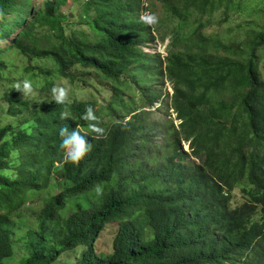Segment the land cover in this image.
<instances>
[{"label":"trees","instance_id":"1","mask_svg":"<svg viewBox=\"0 0 264 264\" xmlns=\"http://www.w3.org/2000/svg\"><path fill=\"white\" fill-rule=\"evenodd\" d=\"M69 1L42 0L21 23L12 16L30 0H0V42L21 23L0 48V79L8 68L1 54L9 50L52 61L59 77L72 81L73 68L91 70L99 84L110 85L112 118L98 125L105 134L96 138L88 127L103 112L95 94L32 110L11 93L16 106L9 115L24 120L0 128V264L13 255V219L24 200L57 187L27 231L22 264H52L78 246L87 247L79 264H264V24L244 41H225L206 29L220 23L218 11L225 14L222 22L230 19L234 0H72L82 2L92 38L84 30L68 33L60 11ZM156 4L169 17L164 31L161 19L152 26L140 22ZM155 33L161 41L170 36L164 60L144 51ZM143 77L172 85L168 100L180 120L178 126L168 121L149 139L155 127L145 131L144 110L162 93H153ZM139 93L152 100L143 97L146 103L138 106ZM88 106L97 121L81 119ZM64 127L78 129L91 144L78 163L63 160ZM156 136L161 146H153ZM17 154L18 178L10 180L1 172ZM239 186L248 201L229 208L230 193ZM76 198L85 204L64 215ZM111 224L118 225L113 251L97 254L94 243Z\"/></svg>","mask_w":264,"mask_h":264},{"label":"rangeland","instance_id":"2","mask_svg":"<svg viewBox=\"0 0 264 264\" xmlns=\"http://www.w3.org/2000/svg\"><path fill=\"white\" fill-rule=\"evenodd\" d=\"M234 8L230 11V19L222 22L225 14L218 11L215 18L220 21V23H213L210 27L206 29L207 33L212 35H219L225 41L238 40L244 41L251 29H260V26L264 24V0H234ZM23 3V1H22ZM42 0H30L25 7H19V10L15 12L12 18L18 22H21L28 18L30 14L29 10H38ZM153 14L158 19L162 20L161 28L162 30L167 29L169 23V17L166 10L156 4L153 7ZM61 14H65L67 20L64 22L68 33L72 30H84L92 38L93 34L86 27L83 22V5L82 2L73 3L70 0L67 4L63 5L60 11ZM83 22V26L79 23ZM20 23V25H21ZM19 25V26H20ZM15 32H11L9 38L5 40V43L0 45V48H5L12 40L20 28ZM16 27V28H17ZM12 28V27H11ZM10 28V30H11ZM156 39L149 44L150 52L152 54L156 52V48L160 49L162 55L164 56L166 52L169 51V41L170 36L166 37L164 41H161L160 35L155 33ZM1 59L5 61L6 67L4 70L2 78L0 79V128L8 125L14 124L18 126L20 122L24 120L23 116L12 117L9 115L10 108L16 106L10 100L11 93L13 91L17 92L16 99L24 100L32 106V110L36 107H43L45 102H54L52 96L53 87H62L67 90V99L65 102H72L73 100H83L87 101L92 98V94H95L98 99V106L102 107V115L98 125L104 124L111 120L112 114L108 109V105L111 102L112 91L110 85L104 83L103 85L98 83L99 75L96 72L83 73L82 70H77L73 68L71 72L77 76V78L72 81L69 79L61 78L58 74V68L52 61L45 60H31L28 57H23L19 55L14 50L5 51L1 54ZM259 70L261 78L264 82V49L260 50V61ZM90 78V81H87ZM147 80V84L150 86L149 89L153 93H162L159 100L155 101L154 106L145 108V118L144 123L146 125L145 131L148 132L151 127H155V131L148 133L146 139H149L152 134L159 135L160 132L169 127L168 121L174 120L175 126L180 124V120L176 119L177 114L175 110L171 108L168 96H173L174 90H172V85L167 80H161L158 77H143ZM28 80L31 82L32 90L25 93L23 90V82ZM84 80L87 81L85 88H83ZM19 84L20 88L17 89L16 85ZM129 91L130 87L127 88ZM101 90V92L97 91ZM143 91V89H140ZM134 93L131 91V94ZM152 100L146 97L145 93H139V101H137L138 106H142L146 101H141V98ZM145 107V106H144ZM130 119V118H128ZM29 127V124L26 125ZM105 128V126H104ZM156 139V140H155ZM153 139L155 142L153 146H161L162 140L159 136ZM184 150L190 151L188 144H184ZM19 158V154L11 159L10 166L8 170L2 171L1 174L5 178L10 180H15L18 178V167L19 163L16 160ZM7 173V175L5 174ZM52 177V176H51ZM54 183V178L49 182V185ZM59 191V188H54L52 191H41L32 194L29 198L21 202L22 208L19 210V216H16L13 220L15 223L14 233L12 235V257L4 260L2 264H22L23 260L28 256L27 251V231L29 229H34L36 226V220L39 215L40 209L49 201V198L55 195ZM242 191L241 186L236 187L230 193L229 208H235L243 205L248 201L247 195ZM87 202V201H86ZM85 204V200L82 198H76L75 201L68 202L63 214L68 215L73 212L78 206ZM117 224H111L103 231L98 240L95 241V252L97 254H110L113 251V241L117 232ZM87 250L85 246H78L72 250L62 253L59 258L52 264H79V259L82 254Z\"/></svg>","mask_w":264,"mask_h":264},{"label":"clouds","instance_id":"3","mask_svg":"<svg viewBox=\"0 0 264 264\" xmlns=\"http://www.w3.org/2000/svg\"><path fill=\"white\" fill-rule=\"evenodd\" d=\"M140 22L143 23V24H147L149 26H152V25H155L158 22V20H157V17L155 16V14L149 13V12H142L141 15H140ZM12 40H10V43H11ZM2 43H5V40L1 41L0 45ZM148 47L149 46L144 47V51L146 53L150 52V49ZM155 50H156V52L152 53L150 55L159 53L161 55L162 59L164 60L165 56L167 55V52L163 56L162 52L160 51V49L156 48ZM16 87H17V89H19L20 85L17 84ZM23 90H24L25 93H28V92H30L32 90V85H31L30 81L25 80L23 82ZM52 96H53V99H54V101L56 103L63 104V103H65V101L67 99V90L65 88H62V87H60V88L53 87L52 88ZM65 117H66V113H61V118L63 119ZM81 119L84 120V121H97L98 120V118L96 117V115L94 113V110H93V108L91 106H88L85 109V112L81 116ZM88 127L91 130V132L97 134L96 138L102 137L105 134V129L100 127V126H98L97 123H90L88 125ZM59 134L63 138L62 142L60 144V148L64 150L63 160H64L65 163H78L90 151L91 144L86 139V136H82L80 134L78 129H73L71 132H69L68 128L64 127V128L60 129V133ZM5 174L7 175V173H5ZM96 191H97L98 194H100L101 189L99 187H97Z\"/></svg>","mask_w":264,"mask_h":264}]
</instances>
